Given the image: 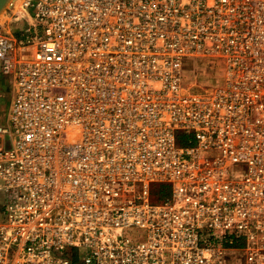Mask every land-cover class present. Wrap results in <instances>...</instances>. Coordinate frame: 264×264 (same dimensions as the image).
Returning <instances> with one entry per match:
<instances>
[{
	"label": "built area",
	"instance_id": "2783aa9c",
	"mask_svg": "<svg viewBox=\"0 0 264 264\" xmlns=\"http://www.w3.org/2000/svg\"><path fill=\"white\" fill-rule=\"evenodd\" d=\"M6 14L0 264H264V0H19ZM200 64L214 83L194 91Z\"/></svg>",
	"mask_w": 264,
	"mask_h": 264
},
{
	"label": "rangeland",
	"instance_id": "374dc122",
	"mask_svg": "<svg viewBox=\"0 0 264 264\" xmlns=\"http://www.w3.org/2000/svg\"><path fill=\"white\" fill-rule=\"evenodd\" d=\"M19 0H11V2H17ZM10 3L7 7L10 6ZM6 7V8H7ZM5 8V9H6ZM5 9L0 13V23L1 24H13V20L9 14L4 15ZM192 78L189 80L190 84H187L194 91H201L205 88L212 87L215 78V72L211 70H205V68L200 64V66L189 65L188 71L186 72ZM195 74L197 77H195ZM194 75V76H193ZM14 95L13 81L11 77L4 76L0 69V127L5 126L8 119L10 104ZM180 139V138H179ZM6 145H10L9 137L5 136ZM3 144V138L0 137V146ZM179 144L182 146L187 145V143H182L181 140ZM11 199L10 194H5L0 191V213L4 211L5 204Z\"/></svg>",
	"mask_w": 264,
	"mask_h": 264
},
{
	"label": "trees",
	"instance_id": "16d2710c",
	"mask_svg": "<svg viewBox=\"0 0 264 264\" xmlns=\"http://www.w3.org/2000/svg\"><path fill=\"white\" fill-rule=\"evenodd\" d=\"M180 137L182 143L184 144L187 143V140L183 135H181ZM170 195H171V188L168 185H156L153 186L151 189V198L153 201L161 202L167 200L170 197ZM236 245L240 246V244H236ZM71 258L75 264H82L80 262V258L77 252H73Z\"/></svg>",
	"mask_w": 264,
	"mask_h": 264
},
{
	"label": "water",
	"instance_id": "95a60500",
	"mask_svg": "<svg viewBox=\"0 0 264 264\" xmlns=\"http://www.w3.org/2000/svg\"><path fill=\"white\" fill-rule=\"evenodd\" d=\"M11 0H0V13L7 7Z\"/></svg>",
	"mask_w": 264,
	"mask_h": 264
}]
</instances>
